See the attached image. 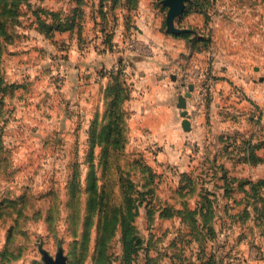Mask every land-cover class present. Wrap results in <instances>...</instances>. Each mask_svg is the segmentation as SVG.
I'll use <instances>...</instances> for the list:
<instances>
[{"label": "rangeland", "instance_id": "1", "mask_svg": "<svg viewBox=\"0 0 264 264\" xmlns=\"http://www.w3.org/2000/svg\"><path fill=\"white\" fill-rule=\"evenodd\" d=\"M148 2L159 7L158 0L144 1ZM110 3L26 0L19 6L20 14L5 25L8 37L0 35V264H44L42 248L56 257L60 247L67 264H125L120 227L107 243L102 242L106 202L113 198L114 205L123 208L120 182L125 177L133 179L138 191H143L142 184L151 178L141 163L147 157L141 158L139 152L127 148L117 154L112 149L105 152L101 144L92 145L86 122L89 108L82 107L83 98L80 105L79 101L75 103L78 107L73 106L69 94L72 87L66 84L67 79L74 80L75 73L82 82L78 81L74 89L83 93L84 54L78 53L71 60L67 33L45 38L32 12L44 7L62 10L65 15L73 7L105 10L112 7ZM189 3L206 12V37L225 38L232 25L233 37L243 40V50L254 51L261 35L264 40V0H188L186 7ZM163 7L162 19L167 26L168 6ZM46 19L51 21V15ZM215 22L221 24L216 32L211 26ZM81 34L88 36L87 27L83 26ZM253 51L245 63L250 75L257 76L260 70L253 66L264 65V59ZM74 63L78 64L75 69ZM99 112L100 108L95 117ZM155 169L160 184L154 193L161 201H154L155 194L146 192L152 198L150 204L139 206L134 225L142 247L132 264H264V231L260 230L264 229V214L259 205H235L241 210L232 215L231 222L226 213L216 214L217 240L209 241V251L202 252V231L196 237L179 216H159L164 200L180 208L182 198L173 197L178 184L174 187L170 183L172 176L164 168ZM191 197L195 208L199 204L197 190ZM228 207L223 201L214 205L223 211ZM251 207L254 222L249 221ZM150 210L153 215L148 214ZM212 247L215 254L210 252ZM210 257H214L213 262H209Z\"/></svg>", "mask_w": 264, "mask_h": 264}, {"label": "crops", "instance_id": "2", "mask_svg": "<svg viewBox=\"0 0 264 264\" xmlns=\"http://www.w3.org/2000/svg\"><path fill=\"white\" fill-rule=\"evenodd\" d=\"M144 1L139 0L130 9L105 7V18L98 7H84L88 36L70 31L56 34L67 33L71 60L78 53L84 54L83 93L74 89L81 81L75 73L74 80H66L72 87L69 94L73 106L78 107L75 103L79 101L80 105L83 98L82 107L89 108L86 122L90 126L98 108L99 115L104 114L112 98L110 90L117 86L121 91L119 108L125 113L126 148L142 153L154 169L164 168L172 176L170 183L174 187L178 184L173 197L179 195L182 185L192 208L194 192L190 189L195 187L201 200L207 188L212 191L215 205L218 201L229 204L224 211H214L215 215L226 213L229 222L241 210L237 205L264 207V183L256 185L255 190L252 185L264 181V65H254L253 69L260 72L250 75L245 61L253 50L242 49L243 40L233 37L234 26L229 27V39L212 35L208 47L199 44L193 49L190 41L179 35L182 33L164 26L163 0H158L159 7ZM194 19L201 23L195 24ZM178 20V27L190 29V38L205 35V13L193 9ZM211 26L216 32L221 24ZM257 40L253 53L258 52L264 59L263 36ZM189 83H194L195 88L187 99L191 130H185L177 103ZM183 173L191 183L188 179L181 182ZM252 207L249 221L254 222ZM208 246L209 243L207 252ZM210 252L215 254L214 247Z\"/></svg>", "mask_w": 264, "mask_h": 264}, {"label": "trees", "instance_id": "3", "mask_svg": "<svg viewBox=\"0 0 264 264\" xmlns=\"http://www.w3.org/2000/svg\"><path fill=\"white\" fill-rule=\"evenodd\" d=\"M24 1L26 0H0V35L5 34L4 36L8 37L5 33V25L7 21L16 18L18 14H20L21 9H19V6ZM86 1L87 0H82L83 3H86ZM100 1L102 2V6L105 1H109L111 2L112 8L122 6L130 9L136 7L139 0ZM188 6L189 7H186L184 11V15L193 9L206 14V12L200 7H190L191 4ZM98 10L99 14L105 18L106 11L104 10V7H98ZM61 11L62 10L50 11L44 7H38V9L32 11L36 16L39 30L44 34L45 38L52 39L55 37L56 33L66 31L77 32L78 35H81L86 14L84 7H73L65 15H63ZM50 15L52 19L51 21H47L46 18ZM164 26L166 27L165 22ZM179 35L186 37L190 41L193 49L199 47L200 45L208 47L211 42V37H206L205 35H199L193 38H190L192 35L190 32H185ZM110 91L112 98L108 101L104 114L102 116L99 114L96 115L90 124L88 134H90V139L93 141L92 145L101 144L105 152L112 149V152L119 154L124 148H126L128 142L124 123L125 113L119 108V100L121 98V91L119 88L117 86H113ZM138 155L141 158L145 157L142 153H139ZM143 160L141 159V163L143 167L149 171L151 176V178L148 177L142 184L143 191H138V186H136L133 179H130L129 177L123 178L120 182L121 196H123V208H117L114 205L115 203L113 198L107 199V210L104 213V220L102 222V236L105 238V240L102 239V242L106 241L107 243V240L116 233L117 229L119 227L121 228L123 258L125 264H132L135 259V254L137 255L142 247V241L138 235L137 226L134 225L135 218L139 213V206L144 203L149 206L152 198H148V193L146 192L154 193V190L156 189L157 191L159 185L160 174L146 160ZM182 176L185 177L183 178ZM182 176L181 182H185L188 178L185 173H183ZM230 180L232 181L233 177L230 178ZM189 182L191 183L190 178L188 179V183ZM260 183L263 184L264 181H260L258 183L252 182L253 189L255 190L256 185ZM194 188L195 187H192L190 191L193 190L192 192H195L196 189ZM178 190L179 195L182 198L179 205L180 208L177 207L178 205L173 206V204L168 201H163L162 203H165V205L160 210L159 216L163 218H173L179 216L181 218V222L185 224V226H189V230H191L196 237H199V233L202 231L203 240L200 242L202 243L201 251L205 252L209 241L215 240L217 237V229L214 225V219L216 218V215L214 214L215 202L210 196L212 191L204 188L202 199L199 200V204H197V207L191 208L187 203V195L184 193V187L179 185ZM136 192L138 193V200L134 196ZM225 192L228 193V187L225 188ZM139 194H141V198H139ZM154 194L156 196L154 201H161L158 200L157 192ZM146 198H148L147 201ZM167 203L169 206H167ZM261 212L264 214V207H262ZM148 214L153 215L151 210L148 211ZM213 260L214 257L209 258V262H213ZM183 263L184 262H181L180 264Z\"/></svg>", "mask_w": 264, "mask_h": 264}, {"label": "water", "instance_id": "4", "mask_svg": "<svg viewBox=\"0 0 264 264\" xmlns=\"http://www.w3.org/2000/svg\"><path fill=\"white\" fill-rule=\"evenodd\" d=\"M188 0H163V4L168 6L166 23L167 29L174 33H184L189 31L188 28H181L177 26V20L182 17L186 8V2ZM176 78V77H175ZM261 79H264L263 77ZM195 84L189 83L188 90L181 94L178 98L177 106L182 109V116L184 117L182 121L183 128L185 130H191V121L188 119L187 114V99L192 96ZM42 254L44 259V264H67V256L64 253L63 248H59L56 257H53L46 249L42 248Z\"/></svg>", "mask_w": 264, "mask_h": 264}]
</instances>
